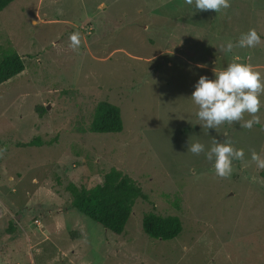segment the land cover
Wrapping results in <instances>:
<instances>
[{"label":"rangeland","instance_id":"1","mask_svg":"<svg viewBox=\"0 0 264 264\" xmlns=\"http://www.w3.org/2000/svg\"><path fill=\"white\" fill-rule=\"evenodd\" d=\"M230 5L13 0L0 11V59L16 51L24 62L0 83V264H264V169L251 159L253 149L264 158V94L251 129L208 130L191 99L201 75L214 79L235 57L264 75V0ZM250 28L261 42L236 46ZM100 100L119 106L121 131H89ZM34 137L42 144L16 146ZM213 138L244 150L229 178L188 150L198 141L207 151ZM112 167L148 198L120 234L71 207L65 188L93 187ZM148 211L178 215L182 231L149 237Z\"/></svg>","mask_w":264,"mask_h":264},{"label":"clouds","instance_id":"2","mask_svg":"<svg viewBox=\"0 0 264 264\" xmlns=\"http://www.w3.org/2000/svg\"><path fill=\"white\" fill-rule=\"evenodd\" d=\"M187 5H194L200 11L212 10L215 13L229 8L230 0H185ZM71 47L74 49L80 44L79 33L70 36ZM260 36L254 28H250L239 37L238 47H255L259 44ZM225 51L231 52L234 45L229 41L222 46ZM214 79L201 75L191 93V99L198 110L196 116L203 126L216 129L227 123H239L240 127L251 129L259 124L258 115L262 106L260 96L264 94V75L250 62H244L239 57L232 59L226 67L214 71ZM245 113L251 119L244 120ZM243 121V123H240ZM188 150L199 155L205 153L207 160L213 162L216 176L229 178L233 172V160H243L244 150L233 146L230 139L223 141L213 138L211 147L206 151L205 145L196 141ZM5 149L0 148V155ZM251 159L258 168L264 169V158L251 150Z\"/></svg>","mask_w":264,"mask_h":264},{"label":"trees","instance_id":"3","mask_svg":"<svg viewBox=\"0 0 264 264\" xmlns=\"http://www.w3.org/2000/svg\"><path fill=\"white\" fill-rule=\"evenodd\" d=\"M12 1L0 0V11ZM23 69L24 62L16 51L5 53L0 59V83ZM88 128L91 132L99 133L121 131L123 121L119 106L107 100L97 101ZM41 144L39 137L16 142L19 147ZM261 174L264 176V171ZM65 188L71 195V207L115 234L123 232L135 202L148 199L135 180L114 167L104 172L102 181L93 187L69 182ZM141 225L149 237L161 240L173 239L182 231V221L178 215H162L154 211L143 214Z\"/></svg>","mask_w":264,"mask_h":264}]
</instances>
